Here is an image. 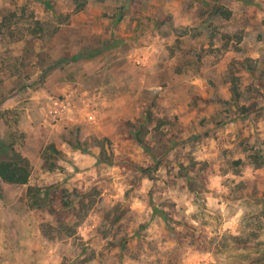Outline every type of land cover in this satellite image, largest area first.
<instances>
[{
	"label": "rangeland",
	"instance_id": "rangeland-1",
	"mask_svg": "<svg viewBox=\"0 0 264 264\" xmlns=\"http://www.w3.org/2000/svg\"><path fill=\"white\" fill-rule=\"evenodd\" d=\"M263 121L264 0H0V264H264Z\"/></svg>",
	"mask_w": 264,
	"mask_h": 264
},
{
	"label": "trees",
	"instance_id": "trees-1",
	"mask_svg": "<svg viewBox=\"0 0 264 264\" xmlns=\"http://www.w3.org/2000/svg\"><path fill=\"white\" fill-rule=\"evenodd\" d=\"M232 89L234 90L233 92L236 97L235 99L236 101H238L240 92L235 87H233ZM241 109L249 112L251 110V107L247 108L245 106H242ZM81 144V140H78L76 144L71 142L72 146ZM100 146L102 149H104L103 145L100 144ZM48 150H51L58 155L62 154V151H60L55 144H51ZM258 160L255 161L256 167L259 168L264 166V163L259 162ZM51 168L52 167L50 166V169ZM31 171L32 165L30 160L21 152L17 151L11 143L0 138V179L6 183L26 184L29 182ZM202 201L203 203H200L199 205L201 210L202 206L203 208L205 207L204 200ZM188 228H191L193 231L197 230L193 226L186 224V229Z\"/></svg>",
	"mask_w": 264,
	"mask_h": 264
},
{
	"label": "crops",
	"instance_id": "crops-1",
	"mask_svg": "<svg viewBox=\"0 0 264 264\" xmlns=\"http://www.w3.org/2000/svg\"><path fill=\"white\" fill-rule=\"evenodd\" d=\"M124 102H126V97H125V95H124ZM126 106V104L124 103V106L123 107H125ZM189 108V107H188ZM196 115V114H195ZM194 115V116H195ZM187 121H191L189 118L187 119L186 118V122ZM252 125H255L254 123H252ZM262 125H263V128H262V131H261V134L263 135V139H264V121H263V123H262ZM198 124H196V121H195V125L194 124H189L188 125V123H186V131L188 132L189 130L191 131L190 133V137H191V135H192V131H196L197 129H198ZM100 129H101V131H102V133L105 135V134H107V133H109V132H106V131H104V130H102V128L100 127ZM252 132H254V134H253V138L254 139H256L257 138V135H260L259 134V132H257V133H255V128L253 127L252 128ZM247 133H249V132H246V135H247ZM193 136V135H192ZM194 148H196L197 150H199V149H201V147L199 146V147H195L194 146ZM196 153V152H195ZM213 194V193H212Z\"/></svg>",
	"mask_w": 264,
	"mask_h": 264
}]
</instances>
